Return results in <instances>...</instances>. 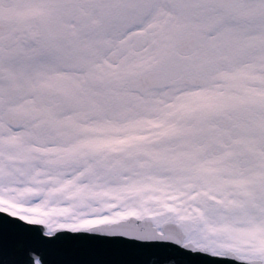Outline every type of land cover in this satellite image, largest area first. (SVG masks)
<instances>
[{
	"label": "snow or ice",
	"instance_id": "1",
	"mask_svg": "<svg viewBox=\"0 0 264 264\" xmlns=\"http://www.w3.org/2000/svg\"><path fill=\"white\" fill-rule=\"evenodd\" d=\"M0 264H264V0H0Z\"/></svg>",
	"mask_w": 264,
	"mask_h": 264
}]
</instances>
